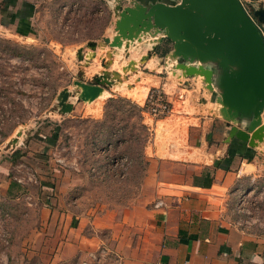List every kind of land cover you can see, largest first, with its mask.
I'll use <instances>...</instances> for the list:
<instances>
[{
	"label": "crops",
	"instance_id": "crops-1",
	"mask_svg": "<svg viewBox=\"0 0 264 264\" xmlns=\"http://www.w3.org/2000/svg\"><path fill=\"white\" fill-rule=\"evenodd\" d=\"M41 1L0 0V31L6 30L14 39L34 37ZM102 1L114 15L115 31L111 37L118 34L115 26L124 6L180 2ZM150 30L133 31L134 36H140V40L130 41L139 51L138 59L165 34L153 31V27ZM100 35L104 38L106 33ZM92 38L85 40H95ZM97 46L96 42L92 49ZM164 46L160 44L149 58L136 62L138 67L131 71L136 84L126 74L125 78L103 88L87 108L94 113L93 121L103 120L107 99L118 96L108 91L111 87L122 90L129 96L123 97L140 106L144 105L151 88L167 92L172 108L163 116H152L128 104L116 108L124 113L133 110L138 126L140 122L148 126L144 144L138 141L137 156L145 183L140 182L139 194L128 205L78 212L61 204L71 181L61 176L49 182L48 176H43V184L51 188L49 193L55 195L58 205L40 227L52 234L48 240L38 241L41 250L50 251L48 264H66L99 246L111 251L105 264H264V131L262 138H255L253 144L231 135L233 124L248 129L251 115L246 119L236 117L234 110L222 100L216 81L208 88L203 75L184 76L181 69L175 68L176 58ZM107 47L109 52L116 51V47L109 44ZM117 49L126 51L123 45ZM120 55L117 52L116 58ZM179 80L183 83L179 84ZM75 109L73 103L71 111ZM263 115L264 110L261 113L264 122ZM108 121L109 127L102 132L100 127L105 124L96 125L90 144L98 138L102 140L101 145L117 150L126 142V138L124 141L118 138L126 136L120 133V128L114 130L113 118ZM123 121L120 127L125 130L127 121ZM55 127L58 133L60 124ZM55 136L58 139L59 134ZM132 138L136 141V134ZM34 140L30 141L32 145H41ZM141 153L143 160H140ZM244 193L246 196H242ZM241 198L246 203L240 204ZM155 199H161L163 205L152 204ZM242 217H249L250 221L244 223Z\"/></svg>",
	"mask_w": 264,
	"mask_h": 264
},
{
	"label": "rangeland",
	"instance_id": "rangeland-1",
	"mask_svg": "<svg viewBox=\"0 0 264 264\" xmlns=\"http://www.w3.org/2000/svg\"><path fill=\"white\" fill-rule=\"evenodd\" d=\"M248 1L243 0L245 4ZM113 21V13L102 0H42L34 37L14 39L6 30L0 31V264H48L50 251L41 250L38 241L48 240L52 234L40 227L58 205L55 195L49 193L51 188L43 184V176H48L49 182L61 176L71 181L60 203L78 212L128 205L139 194L140 184L145 183L137 159L139 144L132 138L138 132L137 114L117 110L120 103L115 102L109 108L113 128L124 132L126 142L117 150L101 145L98 138L91 145L97 127L94 113L87 109L92 102L77 98L80 87L74 83L76 79L90 81L104 68L102 60H108L110 70H119L122 78L126 73L136 84L132 70L125 72L122 66L138 57L137 48L130 44L127 51L116 47V51L109 52L108 43L100 35L111 37L115 31ZM86 37H93L97 48L88 46ZM13 44L21 54L10 51ZM79 47L82 59L77 56ZM117 52L122 55L116 58ZM135 60L140 63L138 58ZM65 86L75 93L69 100L76 109L61 113L56 94ZM111 88L108 91L113 95L129 97ZM122 118L128 123L125 130L121 128ZM18 130L21 135L12 142ZM55 134H59L58 139ZM31 139L41 145H32ZM239 203H246L245 198ZM241 219L244 223L250 221L249 217ZM103 248L99 246L66 264H105L111 251Z\"/></svg>",
	"mask_w": 264,
	"mask_h": 264
},
{
	"label": "water",
	"instance_id": "water-1",
	"mask_svg": "<svg viewBox=\"0 0 264 264\" xmlns=\"http://www.w3.org/2000/svg\"><path fill=\"white\" fill-rule=\"evenodd\" d=\"M264 1L250 0H180L175 4L156 1L136 6L126 5L117 21L118 34L103 39L110 46L128 49L134 36L133 31H163L158 42L139 58H149L156 48L165 44L167 53L176 58L175 68L182 70L184 76L203 75L207 87L211 82L218 83L222 100L240 118L248 117V129L231 126V135L253 144L255 138L261 139L264 122V40L256 22L264 23ZM94 48L95 40L87 41ZM82 47L77 49L82 59ZM197 61V63H196ZM135 59H129L122 66L123 71L135 70ZM103 69L92 76L90 81L74 80L79 85L77 98L94 99L101 90L122 78L117 69H109V61L102 60ZM126 76V73L123 74ZM75 94L63 87L56 94L61 113L71 111L73 103L69 96ZM251 132V133H250ZM21 134L18 130L12 142Z\"/></svg>",
	"mask_w": 264,
	"mask_h": 264
},
{
	"label": "trees",
	"instance_id": "trees-1",
	"mask_svg": "<svg viewBox=\"0 0 264 264\" xmlns=\"http://www.w3.org/2000/svg\"><path fill=\"white\" fill-rule=\"evenodd\" d=\"M18 46L16 44H13L12 47H10V51L15 54V55H19L21 54L22 52L20 50H18ZM115 102H119L120 104L118 105L119 107H121L122 105H125V104H128V105H131V106H135L139 111H141L142 109L145 110V106H140L138 105L137 103H134L132 102L130 99L126 98V97H123V96H117V97H109L105 103V113H104V116L105 118L103 120H94V123L95 125H99L101 124L104 127H100V131L102 132L103 129L105 128H108L109 125L107 124V121H108V118L112 119L113 117L111 116L110 117V112H109V108L112 107L114 105ZM117 107V106H116ZM121 120H125V118H122ZM125 127H128V123L125 122ZM149 132V129H148V126L144 123V122H140V125L138 126V132L136 134V140L137 141H140L142 144H144L146 138L148 137V133ZM126 133V132H125ZM56 135V134H55ZM126 137L124 136H121L120 138V141H124ZM117 139V140H118ZM141 159L140 160H143L144 157H143V154L141 153L140 155Z\"/></svg>",
	"mask_w": 264,
	"mask_h": 264
},
{
	"label": "built area",
	"instance_id": "built-area-1",
	"mask_svg": "<svg viewBox=\"0 0 264 264\" xmlns=\"http://www.w3.org/2000/svg\"><path fill=\"white\" fill-rule=\"evenodd\" d=\"M258 30L264 40V23L256 22ZM183 83V80H179V84ZM145 111L152 116H163L168 114L172 108V102L167 97V92L160 88H151L147 94V98L144 102ZM155 206L163 205L161 199H157L154 203Z\"/></svg>",
	"mask_w": 264,
	"mask_h": 264
},
{
	"label": "bare ground",
	"instance_id": "bare-ground-1",
	"mask_svg": "<svg viewBox=\"0 0 264 264\" xmlns=\"http://www.w3.org/2000/svg\"><path fill=\"white\" fill-rule=\"evenodd\" d=\"M98 96V95H97ZM86 100H88V99H86ZM93 100V99H92Z\"/></svg>",
	"mask_w": 264,
	"mask_h": 264
},
{
	"label": "flooded vegetation",
	"instance_id": "flooded-vegetation-1",
	"mask_svg": "<svg viewBox=\"0 0 264 264\" xmlns=\"http://www.w3.org/2000/svg\"><path fill=\"white\" fill-rule=\"evenodd\" d=\"M263 6H264V3H263Z\"/></svg>",
	"mask_w": 264,
	"mask_h": 264
}]
</instances>
